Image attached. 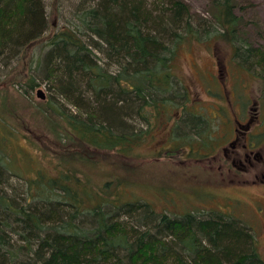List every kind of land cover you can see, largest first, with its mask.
Listing matches in <instances>:
<instances>
[{
  "label": "trees",
  "instance_id": "obj_1",
  "mask_svg": "<svg viewBox=\"0 0 264 264\" xmlns=\"http://www.w3.org/2000/svg\"><path fill=\"white\" fill-rule=\"evenodd\" d=\"M82 1L75 21L53 31L44 0H0V77L47 37L20 84L45 83V113L60 118L62 137L83 146L61 152L67 163L55 175L38 167L26 176L9 144L19 136L0 117V264H264L251 227L236 216L171 215L123 199L112 180L95 183L80 166L98 163L89 149L138 155L171 121L174 141L180 135L204 155L220 146L207 149L210 120L189 109L174 72L188 41L224 40L242 67L261 72L264 110V50L245 35L236 0H207L211 19L199 20L184 0Z\"/></svg>",
  "mask_w": 264,
  "mask_h": 264
},
{
  "label": "rangeland",
  "instance_id": "obj_2",
  "mask_svg": "<svg viewBox=\"0 0 264 264\" xmlns=\"http://www.w3.org/2000/svg\"><path fill=\"white\" fill-rule=\"evenodd\" d=\"M44 1L53 31L74 22L78 9L84 5L82 0ZM184 1L195 20L211 19L207 0ZM236 3L245 35L254 46L264 50V0ZM45 40L47 37L34 43L6 70L8 74L0 77V117L19 136L9 144L11 152L15 150L19 157V171L26 172V176L36 175L34 170L38 167L55 175L58 166L67 163L60 162L61 152L75 154L76 149L83 148L77 139L62 137L63 127L57 124L61 120L55 113H45L47 85L41 83L28 90L20 84L26 79L31 58L39 55ZM174 72L188 90L189 109L203 112L210 120L207 128L213 132V141L207 149H212L217 140L220 146L204 155L206 150L200 153V146L191 148L180 135L174 141L171 121L170 127L159 130L138 149V155L122 157L115 151L89 149L85 153L94 156L98 163L80 166L95 183L112 180L113 193L121 194L123 199L145 200L154 209L166 210L171 215L188 211L232 214L251 227L264 258V110L262 102L259 104L262 83L258 77L261 72L246 70L234 58L233 47L215 38L185 43L178 51ZM38 90H42L44 99ZM237 134L238 144L232 145ZM257 136L259 141L247 159L243 144ZM21 152L33 161H27ZM11 181L18 183L20 179L12 176Z\"/></svg>",
  "mask_w": 264,
  "mask_h": 264
},
{
  "label": "flooded vegetation",
  "instance_id": "obj_3",
  "mask_svg": "<svg viewBox=\"0 0 264 264\" xmlns=\"http://www.w3.org/2000/svg\"><path fill=\"white\" fill-rule=\"evenodd\" d=\"M239 129L236 128V131H238ZM252 138V136H251ZM237 140H238V134L236 135L235 139L231 142L232 145H236L238 144L237 143ZM248 139L244 144H243V151L245 153V157H247L248 159V156H250L252 153H253V147L256 145V141L253 139V140H250ZM235 162V161H234ZM242 163V162H241Z\"/></svg>",
  "mask_w": 264,
  "mask_h": 264
},
{
  "label": "water",
  "instance_id": "obj_4",
  "mask_svg": "<svg viewBox=\"0 0 264 264\" xmlns=\"http://www.w3.org/2000/svg\"><path fill=\"white\" fill-rule=\"evenodd\" d=\"M38 95L42 98V99H44L45 98V96L43 95V92H42V90H38Z\"/></svg>",
  "mask_w": 264,
  "mask_h": 264
}]
</instances>
